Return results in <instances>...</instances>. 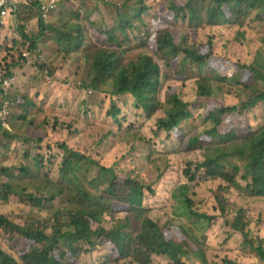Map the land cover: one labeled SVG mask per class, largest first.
<instances>
[{"label":"trees","instance_id":"1","mask_svg":"<svg viewBox=\"0 0 264 264\" xmlns=\"http://www.w3.org/2000/svg\"><path fill=\"white\" fill-rule=\"evenodd\" d=\"M68 1L59 0L56 4L63 22L54 25L41 19L42 0L10 1L14 13L9 14L14 15L19 35L11 37L8 46L0 47L6 53L0 61V97L2 94V98L13 102L7 117L9 129L0 127V210L6 211L0 214V237L8 243L4 249L0 240V264H83V260H90L84 258H91L96 251L103 252L102 264H153L155 258H166L169 264H187L185 260L189 256L196 257L199 264H207L201 244L204 236L196 240L195 232L190 234L173 223L160 225L147 215L148 210L143 208L144 191L152 192L151 188L114 164L113 167L98 164L85 152L69 146L61 136L54 141L61 142L58 145L62 153L57 179L37 173L41 161L30 149L25 155L22 152V156L26 160L31 158L33 164L5 165L11 143L17 141L16 130L32 125L26 111L34 102L26 94L19 95L17 90L9 89L5 95L2 91L3 81L10 79L13 70L25 62L16 57L22 50L23 53L39 50L45 53L46 61L53 66L40 64V71L50 69L55 73L64 64L68 74L73 73L74 88L92 94L131 97L135 108L143 111L147 119L162 112L164 116L157 122V131L180 139L185 137L182 124L195 117L174 90H168L164 101L160 100L161 79L163 70L167 79L171 69L185 80L187 67H195L198 72L196 99L190 106L202 111L207 127L199 135L187 137L186 154H201L196 171H203L206 181L217 185L213 192L215 208L232 230L225 240L238 234L245 253L252 252L264 262L261 243L257 246L259 242L251 239L246 210L232 208L229 201L232 190L239 196L264 198V120L260 127L248 132L238 126L240 115L248 109L259 107L264 118V90L259 85L264 84L263 61L259 58L248 66L218 55L211 39L209 46L189 44L190 38L204 28L242 29L252 12H256V19L264 18V0H187L183 3L171 0L166 15L153 17L150 29L141 21L146 7L133 13L135 0H123L118 7L110 5L108 0H100V4L99 0H91L92 6L85 4V0H80L79 6ZM32 21L37 22L33 29ZM241 91L248 100L237 105L227 103L228 96ZM96 108L92 103L93 112ZM41 115L42 121L37 118L34 121L40 135L47 128V116L52 118V132H60L62 126L67 135L77 131L76 126L70 128L71 124H79L75 117L59 121L57 114ZM119 115L121 111L111 102L105 113L109 123H91L88 129L98 127L102 135L92 143L93 147H98L107 137L124 134L120 131ZM111 125L116 128L110 129ZM41 137L22 140L21 149H26L23 146L30 142H42ZM117 141L127 142L119 138ZM128 154L146 159L161 173L168 167L166 164L160 169L156 164L153 157L158 152L153 146L145 149L133 142ZM195 197L193 188L184 193L182 203L188 211L182 215L190 211L197 221L218 218L196 210ZM55 201H58L57 209L52 206ZM108 221L114 224L112 228H106Z\"/></svg>","mask_w":264,"mask_h":264},{"label":"rangeland","instance_id":"2","mask_svg":"<svg viewBox=\"0 0 264 264\" xmlns=\"http://www.w3.org/2000/svg\"><path fill=\"white\" fill-rule=\"evenodd\" d=\"M72 1L76 6H79L80 0ZM92 1L85 0L84 3L92 6L94 4ZM175 1L183 3L187 0ZM98 2L100 4V0ZM170 2L171 0H143L142 3H139L135 0L133 2V13L140 12V7L142 6L146 7L147 10L142 14L141 21L142 23H147L148 29H150L153 17L163 18ZM108 3L113 5V7H118L123 3V0H108ZM54 10L48 11L47 16ZM111 15L114 19V15ZM255 16L256 12H252L247 26L242 29L237 27L224 29L204 28L197 35L190 38L189 44L197 47L209 46L211 39L215 46L216 54L230 57L233 61L248 66L255 64L260 58L264 67V28L262 27L264 18L259 17L256 19ZM61 21L63 22L62 19ZM56 22L49 24L54 25ZM182 31L184 30L181 29ZM239 32H244V35L239 34ZM181 35H184V32ZM237 37L239 38L237 39ZM0 47H2V44ZM22 54H26L27 58L22 57ZM5 55L6 53L0 51V61ZM16 57L19 60L25 59L22 65L25 66L26 63L28 67L25 69L23 68L24 66L21 69L17 68L19 73L17 78L12 81L10 89L17 90L19 95L26 94L34 102L26 111V115L31 117L30 122H32V125L16 130L17 139L15 140L17 141H12L11 151L8 154L5 165H17L19 162L33 164L31 158L26 160L22 156V152L25 155L30 149V153L33 155L37 154L41 161V167H39L37 173L41 177L46 175L52 180L57 179L62 153L58 145L61 142L55 144L54 141L61 136L64 141H67L69 146L80 149L83 153L85 152L90 159L98 164L100 163L105 167H113L114 164L117 169H121L124 173L136 177L142 184L151 188L152 192L144 191L143 208L148 210L147 215L160 225L173 223L174 225L182 226L190 234L195 232L196 240L199 239L200 241L201 237L204 236L205 240L201 244L203 245L207 264H264L263 260L257 257L256 254L254 255L252 252L245 253L240 245L242 238L238 234H233L231 240H225L229 234H232V230L225 224L220 212L216 209L213 192L217 185L206 181L203 171H196V164L202 160L201 154H186L187 137L189 135H199L207 127V124L204 123L203 115L201 116L202 111L190 106L196 99V77L198 72L195 67H187L183 76L185 80L181 78V75L176 76L171 69L168 70L169 76L167 79L164 77L166 71L163 70L161 79L160 100L164 101L168 90H174L187 103L190 112L195 117L182 124L185 137L180 139L175 135L176 138L172 134L168 135L165 132L157 131V122L164 116L163 113L160 112L153 118L147 119L143 111L135 108L131 97H111L99 92L92 94L86 93V91L79 88H74L76 86H74V80H72L73 73L68 74L66 68L63 67L64 64L62 65V70H56L55 73L50 69L40 71L38 69L40 64L46 63L49 66H53L51 62L46 61L43 51H24L23 53L22 50L16 53ZM182 58L183 56L180 59ZM71 67L74 71L76 65L73 64ZM262 71L264 72V70ZM259 85L260 89L264 90V84L260 83ZM240 94L241 96L235 99ZM240 94L228 96L227 103L237 105L248 100V97L242 91ZM218 97H222L221 92L218 93ZM111 102L121 111V115H119V119L122 120L120 131H124V134H118L116 138L107 137L98 147H93L92 143L98 141L102 135L98 131V127L94 128V130H89L88 127L91 123H109L105 113L108 112ZM92 103L97 107L94 112ZM53 106L54 111L51 108ZM86 109L89 111L86 112ZM84 111L85 114L83 113ZM261 112L262 110L259 107L244 111L239 117L238 126L240 130L248 132L251 129L256 130L260 127L264 120ZM41 113L46 115L57 114L60 116L59 121H62L63 118L75 117L74 120L78 119L77 122L79 124H71L70 128L72 129L76 126L77 131L67 135L65 127L62 126L60 132L54 133L50 130L52 118L47 116L49 120L46 123L47 128H45V133L41 131L42 134L40 135L34 121H36L35 118L39 122L42 121L40 120L41 117H39L42 116ZM46 121L47 118L44 117L43 122ZM59 123L56 124V128ZM85 123L88 124L85 126ZM101 127L104 128L103 126ZM109 128L115 129L116 127L111 125ZM6 129H9L8 123ZM36 130L39 135L34 133ZM127 134L135 135L136 138ZM38 136L43 137H41L42 142L37 144L30 142L28 146H23L26 149H21L22 140L31 137L35 140ZM118 138L120 141L127 140V142H118ZM133 142L141 144L145 149H150L152 146L155 147L158 156H154L153 159L157 160L156 164L160 166V169L165 168V165L168 164L166 170H163L162 173L158 172L156 166L146 159L129 155L128 149L133 145ZM18 145L20 148L17 147ZM0 153H2V150ZM139 153L138 151L137 154L139 155ZM190 164V168L186 169ZM33 172H35V169ZM90 175L94 176L93 173ZM191 188L194 189L196 194L194 208L200 213L216 216L218 217L217 219L213 221H197L190 215V211L185 216L182 215L184 211H188L186 206H183L182 196L184 193H188ZM240 195L243 196H239L238 192L232 190L229 195L231 206L232 208L238 207L246 210L252 231L251 239L253 242H259L257 246H260L261 243L264 249V198L253 199L247 194ZM52 206L53 209H57L59 207L58 201H55ZM5 213V210H0V214ZM108 223L105 224L107 229L114 226L110 221ZM0 240L3 248L7 249V240L4 237H0ZM84 259L90 260H83V264H102L103 252L96 251L91 258ZM185 262L187 264H199L198 259L192 256L187 257ZM153 264H169V261L166 258H155Z\"/></svg>","mask_w":264,"mask_h":264},{"label":"built area","instance_id":"3","mask_svg":"<svg viewBox=\"0 0 264 264\" xmlns=\"http://www.w3.org/2000/svg\"><path fill=\"white\" fill-rule=\"evenodd\" d=\"M11 0H0V18L3 19L6 16L10 15L9 12L14 13V10L10 4ZM56 8V4L54 2L44 3L40 7L41 19H45L48 11H53ZM14 16V15H13ZM22 57L27 58L26 54H22ZM3 88L2 91L4 95L9 91L10 86L12 84V79H5L2 83ZM1 102H0V127L7 128V117L9 115V110L13 107V102L9 101V99H5L4 96L2 98L1 94Z\"/></svg>","mask_w":264,"mask_h":264},{"label":"crops","instance_id":"4","mask_svg":"<svg viewBox=\"0 0 264 264\" xmlns=\"http://www.w3.org/2000/svg\"><path fill=\"white\" fill-rule=\"evenodd\" d=\"M68 1V0H66ZM71 3L73 2L72 0H69ZM68 1V2H69ZM49 2H54L55 4H58L59 3V0H42L41 4H44V3H49ZM69 2V3H70ZM12 5V4H11ZM47 19L45 20V22L47 24H51V23H55V21L59 22L61 21L60 20V15L58 13V8H56L54 10V12H52L51 15L48 14V16L46 17ZM56 22V23H57ZM31 28L35 27L37 25V22L36 21H32L31 22ZM32 28V29H33ZM19 33H18V30L16 28V24H15V21H14V16L13 15H8L6 16L5 18L1 19L0 18V45H7L8 44V40L12 37V38H16L18 37ZM39 45V43H38ZM4 48H0V51H2ZM28 64L25 63V66L24 65H21L19 68L21 69L23 66V68H27ZM13 74H12V81H14V79L17 78V75L19 73V71L17 70V68H15L13 70ZM16 74V75H15Z\"/></svg>","mask_w":264,"mask_h":264},{"label":"clouds","instance_id":"5","mask_svg":"<svg viewBox=\"0 0 264 264\" xmlns=\"http://www.w3.org/2000/svg\"><path fill=\"white\" fill-rule=\"evenodd\" d=\"M46 17H47V15H46Z\"/></svg>","mask_w":264,"mask_h":264}]
</instances>
